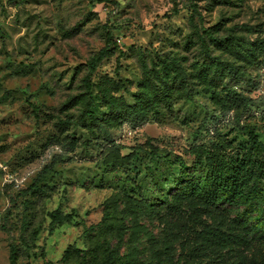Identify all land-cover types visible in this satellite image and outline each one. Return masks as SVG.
<instances>
[{
	"label": "rangeland",
	"instance_id": "1",
	"mask_svg": "<svg viewBox=\"0 0 264 264\" xmlns=\"http://www.w3.org/2000/svg\"><path fill=\"white\" fill-rule=\"evenodd\" d=\"M251 132L264 145V0H0V264H264V198L184 178Z\"/></svg>",
	"mask_w": 264,
	"mask_h": 264
},
{
	"label": "trees",
	"instance_id": "2",
	"mask_svg": "<svg viewBox=\"0 0 264 264\" xmlns=\"http://www.w3.org/2000/svg\"><path fill=\"white\" fill-rule=\"evenodd\" d=\"M100 2L106 0H98ZM218 41V40H217ZM109 48H102L89 62V75L96 69L99 62L107 56ZM89 80V77H88ZM87 87L91 84L87 81ZM113 143L114 141L111 140ZM264 150V145L256 138L255 134L251 132V146L250 150L246 151L242 156L237 157H219L216 164L211 163V170L205 178V183L202 187L195 185L192 178L184 176L187 179L186 183L190 191L206 202H214L221 200L230 204L245 203L247 211L254 208V204L263 197L264 194L260 185L258 184V175L256 169L261 166L259 152ZM194 153L200 158L211 159L207 150L203 147L194 149ZM52 225H61L64 221L70 219L69 215L61 216L59 212L52 215ZM52 232V229H51ZM18 254L15 249L11 252L10 264H18ZM107 264H115L109 262Z\"/></svg>",
	"mask_w": 264,
	"mask_h": 264
}]
</instances>
